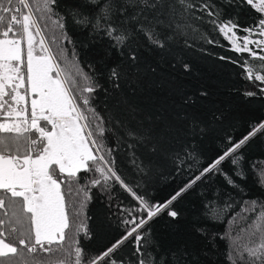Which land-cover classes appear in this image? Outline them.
I'll list each match as a JSON object with an SVG mask.
<instances>
[{
    "label": "snow or ice",
    "instance_id": "snow-or-ice-1",
    "mask_svg": "<svg viewBox=\"0 0 264 264\" xmlns=\"http://www.w3.org/2000/svg\"><path fill=\"white\" fill-rule=\"evenodd\" d=\"M221 5L247 10L248 25L242 26L238 15L225 19ZM69 22L106 40L127 61L126 69L123 64L109 69V78L115 82L138 72V46L143 41L159 49L177 37L187 43L190 35L216 43L197 26L208 24L229 42L231 51L248 54L232 62L240 65L245 79L260 82L255 86L264 96V73L260 71L264 64L250 63L264 61V0H220L219 4L214 0H0V264H167L154 251L149 222L165 210L176 218L178 213L169 206L210 173L221 174L236 186L220 166L230 160L239 169L240 150L264 134V120L251 123L238 140L227 136L221 153L207 166L193 171V165L187 164L192 174L183 186L163 203L151 201L134 190L116 166L114 149L105 140L111 131L106 125L113 118L101 116L91 104L99 84L76 58ZM243 95L252 97L257 92ZM177 120L188 121L187 135H202L207 130L200 117L181 115ZM115 122L124 130L116 146L126 144L140 172L144 165L136 155L138 148L170 157L176 174L185 169L187 161L196 160L188 145L171 146L178 140L174 132L182 128L174 130L165 123L158 129L147 115L137 119L135 127ZM237 174L243 176V172ZM117 185L135 203L118 209L121 235L91 253L79 240L81 234L90 235L84 209L91 189H99L111 200ZM259 185L264 188V169ZM242 203L257 215L245 218L235 236L229 229L217 234L225 241V264H264V201ZM205 208L209 218L218 219L232 205L219 207L209 202ZM125 246L131 247L130 255L121 253ZM171 255L172 264H187L183 255Z\"/></svg>",
    "mask_w": 264,
    "mask_h": 264
},
{
    "label": "trees",
    "instance_id": "trees-1",
    "mask_svg": "<svg viewBox=\"0 0 264 264\" xmlns=\"http://www.w3.org/2000/svg\"><path fill=\"white\" fill-rule=\"evenodd\" d=\"M214 2L219 4L220 0ZM221 6L225 19L238 15L239 23L248 25L247 10ZM197 26L217 42L209 44L190 35L187 43L183 37H177L166 48L159 49L143 41L138 46V72L124 75L115 82L109 78V69L120 64L126 69L127 61L110 49L106 40L90 36L88 31L71 22L68 24L69 35L76 42L80 66L99 84L92 94L91 104L101 116L113 118V122L106 125L111 131L106 132L105 140L107 146L114 149L116 166L134 190L153 202L163 203L183 186L192 174L187 171V164L193 165V171L207 166L221 153L227 136L238 140L247 134L251 123L264 120V96L255 86L260 82L245 79L240 65L232 62L248 54L231 51L229 42L218 31H212L210 25ZM250 63L258 66L264 61ZM260 71L264 73V69ZM245 91H255L257 95L246 97ZM146 115L153 118L158 129L165 123L172 125L174 130L184 129L174 132L178 140L172 141L171 146L188 145L196 160L187 161L180 174H176L170 157L150 155L138 148L136 155L144 165V171L140 172L132 164L126 144L121 142L116 146L124 130L115 121L135 127L137 119ZM181 115L200 117L207 130L202 135H187L188 121L177 120ZM213 116L220 119L213 120ZM239 154L243 157L239 169L234 168L230 160L220 166L236 186L229 185L223 175L210 173L169 206L178 213L176 218L170 217L165 210L147 225L156 255L163 256L167 264H172V253L183 255L187 264H225V241L217 234L223 235L229 229L233 236L237 235L245 218L257 215L250 205L242 202L264 201V188L259 185L260 170L264 169V134L253 137ZM238 171L243 172V176L237 174ZM111 196L110 200L99 189H91V199L84 209L90 235L79 237L81 245L91 253L109 246L121 235L123 225L118 209L135 203L118 185L112 189ZM209 202L219 207L231 204L232 208L227 215L212 219L205 214V205ZM240 235L243 237L244 233ZM131 251L130 246L121 249L123 255H130Z\"/></svg>",
    "mask_w": 264,
    "mask_h": 264
},
{
    "label": "rangeland",
    "instance_id": "rangeland-1",
    "mask_svg": "<svg viewBox=\"0 0 264 264\" xmlns=\"http://www.w3.org/2000/svg\"><path fill=\"white\" fill-rule=\"evenodd\" d=\"M250 47H254V46H250Z\"/></svg>",
    "mask_w": 264,
    "mask_h": 264
}]
</instances>
